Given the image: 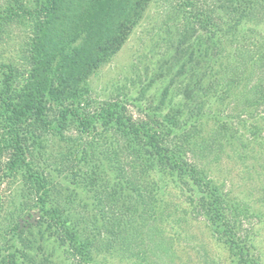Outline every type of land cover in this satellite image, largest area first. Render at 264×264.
<instances>
[{"label":"trees","instance_id":"obj_1","mask_svg":"<svg viewBox=\"0 0 264 264\" xmlns=\"http://www.w3.org/2000/svg\"><path fill=\"white\" fill-rule=\"evenodd\" d=\"M151 2L0 0V41L16 27L28 29L19 59L0 52V172L20 173L33 195L20 214L38 209L35 223L20 225L22 259L33 229L44 228L66 247L71 264H171L167 230L178 219L167 192L178 181L194 187L188 203L226 247L230 264H261L247 226L262 214L231 198L213 167L236 137L221 119L226 105L241 106L240 116L250 121L252 138L244 139L240 160L260 154L254 146L264 140V0H184L177 7L169 63L179 72L190 64L189 72L204 70L198 80L191 75L181 106L163 113V102L134 117L118 99L94 104L85 86L90 74L122 47ZM198 32L206 39L191 47ZM214 67L219 106L204 111L190 95ZM255 164L250 176L261 173Z\"/></svg>","mask_w":264,"mask_h":264},{"label":"rangeland","instance_id":"obj_2","mask_svg":"<svg viewBox=\"0 0 264 264\" xmlns=\"http://www.w3.org/2000/svg\"><path fill=\"white\" fill-rule=\"evenodd\" d=\"M183 1L152 0L144 17L131 30L122 47L90 74L85 86L94 104L118 99L128 104V112L134 117L139 115L140 110L143 111L148 106H159L163 102L161 105L163 113L173 106L183 104L188 94L185 89L192 78L191 75L195 74V81L201 75L200 71H204L198 70L196 66L189 72L190 64L184 72H179L178 65L169 63L175 54L169 49L168 39L171 36V41H176L177 29L175 30L174 26L177 23L176 10ZM27 32V28L16 27L9 33L3 34L0 52L13 60L19 59L23 43L27 42ZM196 36L199 38H191L188 42L191 47L197 48L201 44L200 40L202 39L204 43L206 39L200 32ZM204 45H201V48H205ZM185 60L186 57L181 61ZM217 70L214 67L211 76L206 73L207 76L202 81L201 87L195 89L201 91L190 95L192 98L197 97L199 103H204V111H214L219 106L216 100L220 88L215 85L220 84L221 79L214 75ZM210 84H213L211 89ZM165 88H169V91L163 96ZM227 102L228 100L226 104H229ZM238 107L234 104L226 105V111L221 117L236 137L232 139L233 145L219 151L221 159L213 167V176L219 180L218 182L225 180L223 186L231 198L251 202L250 204L262 214L259 218L252 217L248 222L249 226H246L253 237V249L259 256L260 263L264 264V140H257L254 146L260 154L251 153L253 158H259L258 161L252 159V156L248 162L240 160L244 139L252 137L248 135L250 121L240 116L241 112L239 113L238 109L241 106ZM181 119L188 120L185 112ZM193 121V118L189 119L188 124ZM202 121L205 122L204 119ZM204 135L207 141H212V138L208 137L209 132ZM254 149L252 152L255 151ZM195 156L199 158L201 165L208 164L203 153L196 151ZM254 162H259V165H255L261 173L250 176L254 169H250L249 166ZM209 165L213 166V164ZM53 168L50 167L52 170ZM51 173L53 177L56 176L52 171ZM56 179L61 181L59 178ZM176 187H171L167 192L169 210H173L176 214L175 218L178 219L177 224L167 230L174 240V260L171 264H230L231 258L226 247L217 243L204 229L194 206L188 203L190 190H195L194 187L189 184L180 185L178 181ZM32 197L33 195L25 189L20 173L13 175L0 172V264H37L41 258L48 259L52 264H71L65 253L66 247L61 246L44 228H41L42 233H39L38 228L33 229V238L29 237V239H34V243L30 249H25L28 257L27 259H22L23 255L20 257V253L24 252V246L20 243V225L25 219L30 220L31 223H35L38 219V209L30 211L32 216L27 215L25 211L20 214L21 210L31 204ZM33 214H36V217Z\"/></svg>","mask_w":264,"mask_h":264},{"label":"water","instance_id":"obj_3","mask_svg":"<svg viewBox=\"0 0 264 264\" xmlns=\"http://www.w3.org/2000/svg\"><path fill=\"white\" fill-rule=\"evenodd\" d=\"M34 215V217H36V214H33Z\"/></svg>","mask_w":264,"mask_h":264}]
</instances>
